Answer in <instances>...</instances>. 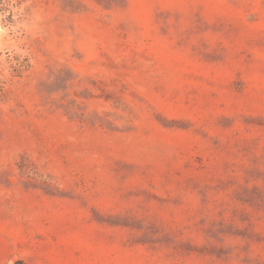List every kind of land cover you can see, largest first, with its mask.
<instances>
[{
    "label": "rangeland",
    "instance_id": "374dc122",
    "mask_svg": "<svg viewBox=\"0 0 264 264\" xmlns=\"http://www.w3.org/2000/svg\"><path fill=\"white\" fill-rule=\"evenodd\" d=\"M0 264H264V0H0Z\"/></svg>",
    "mask_w": 264,
    "mask_h": 264
}]
</instances>
